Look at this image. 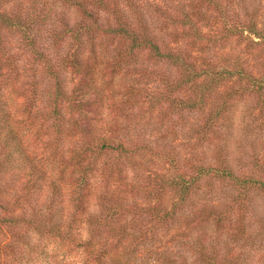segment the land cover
Listing matches in <instances>:
<instances>
[{
	"label": "trees",
	"instance_id": "16d2710c",
	"mask_svg": "<svg viewBox=\"0 0 264 264\" xmlns=\"http://www.w3.org/2000/svg\"><path fill=\"white\" fill-rule=\"evenodd\" d=\"M263 127L264 0H0V264H264Z\"/></svg>",
	"mask_w": 264,
	"mask_h": 264
},
{
	"label": "rangeland",
	"instance_id": "374dc122",
	"mask_svg": "<svg viewBox=\"0 0 264 264\" xmlns=\"http://www.w3.org/2000/svg\"><path fill=\"white\" fill-rule=\"evenodd\" d=\"M232 46H233L232 44H229V47H232ZM158 111H159V109L154 111L155 112L154 113L155 116H158V114H159ZM188 128H189V124L185 127L184 132H187ZM181 135L182 134L178 133L177 137H176V139H178L179 142H181L179 144L178 148H181V144H183L184 140H185V137L181 138ZM254 139H256L255 140V144H253L256 147V152L259 155L260 154L262 155L263 152H264V147H263V144H264V131L259 133V135H257ZM248 144H249V146H247V150H246L247 154L252 152V148L250 146L251 142L250 141L247 142V145ZM181 152L184 153L185 149L184 148L181 149ZM248 222H249V229H248L247 235L248 234L251 235V237L253 239H255L256 242L264 243V213H263V211H259V215L254 217V218H250L249 217ZM139 256H141V258L145 261V264H158L157 261L155 260V257L151 256L148 252H146V253L140 252Z\"/></svg>",
	"mask_w": 264,
	"mask_h": 264
}]
</instances>
